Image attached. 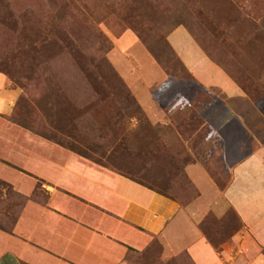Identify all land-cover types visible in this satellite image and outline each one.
<instances>
[{"label": "rangeland", "instance_id": "374dc122", "mask_svg": "<svg viewBox=\"0 0 264 264\" xmlns=\"http://www.w3.org/2000/svg\"><path fill=\"white\" fill-rule=\"evenodd\" d=\"M179 29L264 115V0H0V231L65 185L67 161L150 184L181 206L197 197L177 170L182 157L220 179L209 160L220 142L183 125L194 113L220 117L223 102L171 41ZM225 226L203 223L216 247Z\"/></svg>", "mask_w": 264, "mask_h": 264}, {"label": "crops", "instance_id": "0c3cea01", "mask_svg": "<svg viewBox=\"0 0 264 264\" xmlns=\"http://www.w3.org/2000/svg\"><path fill=\"white\" fill-rule=\"evenodd\" d=\"M171 41L186 47L192 75L223 102L225 113L211 112L207 121L209 142L221 144L209 160L228 175L225 189L194 161L185 173L197 197L181 206L129 179L67 161L65 185L48 186L45 205L27 203L13 231H0V264H264V115L183 29ZM208 215L227 224L220 247L203 230Z\"/></svg>", "mask_w": 264, "mask_h": 264}, {"label": "trees", "instance_id": "16d2710c", "mask_svg": "<svg viewBox=\"0 0 264 264\" xmlns=\"http://www.w3.org/2000/svg\"><path fill=\"white\" fill-rule=\"evenodd\" d=\"M205 91V90H204ZM212 98H214V100H217L216 99V97H213V95L212 94H209ZM195 109H201V108H199L198 106H195ZM203 109V108H202ZM195 113H194V116L193 117H191L190 119H186V121H184V123L185 122H187V123H185L184 125H183V127L185 128L186 127V129H191L190 131L191 132H193L194 134L195 133H199L198 132V130H199V127H206V129H207V131L205 132L204 131V129H200V131L202 130L203 132H205V134H204V136H207V135H209L210 133H211V127H210V125H209V123H208V121L206 120V119H198V120H195ZM198 117V116H197ZM187 131V130H186ZM149 153V152H148ZM150 153H151V151H150ZM179 158H181V157H179ZM155 158H151L150 160L151 161H153ZM194 161H192V158H191V156L190 155H185L184 157H182V160H180V161H178V163H177V166H178V168H177V170H180V172H181V174L182 175H184V177L186 176V174H185V166L186 165H188L189 163H193ZM205 167H206V169H207V171L209 172L210 170H209V166H207V164L205 165ZM211 167H213V165H211ZM213 168H215V170H216V173L217 174H219V176H220V179H217V178H214V177H212L213 178V180L215 181V183L217 184V186H223L222 188H220V187H218L220 190H223V189H225V187H226V185H227V183H228V175L227 174H223V173H220L219 171H218V169L216 168V166H214ZM210 174H211V172H210ZM223 174V175H222ZM222 176H226L225 178H222ZM124 177H126V176H124ZM126 178H128L129 180H131V181H133V182H135V183H137V184H139V185H141V186H143V187H146V188H148V189H150V190H152V191H154V192H156V193H158L157 191H155L154 189H152L151 187H148V186H152V185H150V184H144V183H142V182H139V181H137V180H135V179H133V178H130V177H126ZM190 183V182H189ZM196 191V190H195ZM159 194H161V195H163V196H165V197H168V198H170L169 196H167V195H164V194H162V193H159ZM196 194H197V192H196ZM170 199H172V198H170ZM172 200H174V201H176L175 199H172ZM232 215H233V217H234V214H233V212L231 211L230 212ZM237 225H238V223H237ZM239 226V225H238ZM237 226V227H238ZM233 230H234V228H232ZM236 230V229H235ZM234 230V231H235ZM209 239V238H208ZM209 241L214 245V246H217V243L215 242V241H211L210 239H209Z\"/></svg>", "mask_w": 264, "mask_h": 264}]
</instances>
